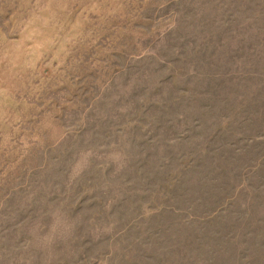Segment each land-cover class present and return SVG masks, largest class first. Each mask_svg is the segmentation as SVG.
<instances>
[{"label":"rangeland","instance_id":"374dc122","mask_svg":"<svg viewBox=\"0 0 264 264\" xmlns=\"http://www.w3.org/2000/svg\"><path fill=\"white\" fill-rule=\"evenodd\" d=\"M0 264H264V0H0Z\"/></svg>","mask_w":264,"mask_h":264}]
</instances>
